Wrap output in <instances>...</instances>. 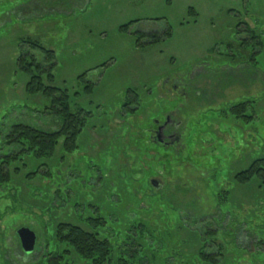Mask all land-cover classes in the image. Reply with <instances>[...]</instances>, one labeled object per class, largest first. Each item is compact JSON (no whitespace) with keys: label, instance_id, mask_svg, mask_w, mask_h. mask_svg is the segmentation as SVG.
Masks as SVG:
<instances>
[{"label":"rangeland","instance_id":"1","mask_svg":"<svg viewBox=\"0 0 264 264\" xmlns=\"http://www.w3.org/2000/svg\"><path fill=\"white\" fill-rule=\"evenodd\" d=\"M17 3L12 7L21 14L6 22V1H0V154L16 149L3 143L14 124L45 131L59 127L56 115L43 108L48 101L25 92L28 77L15 62L22 38L54 50V85L79 93L72 106L91 118L72 153L63 152L60 138L51 159L27 155L9 166L12 182L0 185V264H45L57 249L83 264L73 249L58 244L55 229L69 223L90 230L88 219L96 216L106 219L111 239L118 241L132 225L142 224L143 234L134 233L142 264H200L195 259L200 229L219 223L207 220L216 212H227L218 224L222 229L233 225L235 216V225L246 222L243 229L257 232L262 217L255 215L261 214L263 200L255 198V185L238 186L232 176L264 155V0ZM135 20L131 32H161L170 25L172 37L138 49L135 36L119 30ZM252 31L257 41L245 49L243 40ZM254 49L259 51L251 60ZM85 71L93 84L90 94L77 79ZM167 78L183 79L189 93L197 90L200 99L210 94L212 100L190 98L179 106L182 147L179 153L169 150L164 162L157 147L148 148L144 134L151 119L162 121L164 111L177 103L174 93L162 87ZM133 93L138 109L127 113L123 105ZM243 100L255 117L239 128L226 110ZM151 176L163 185L156 194L149 187ZM223 191L231 200L219 206L216 197ZM20 227L36 234L29 255L16 235ZM221 237L215 241L223 242Z\"/></svg>","mask_w":264,"mask_h":264},{"label":"trees","instance_id":"2","mask_svg":"<svg viewBox=\"0 0 264 264\" xmlns=\"http://www.w3.org/2000/svg\"><path fill=\"white\" fill-rule=\"evenodd\" d=\"M0 1H6V22L21 14V11L14 8L18 5V0ZM137 22L139 21L135 20L123 24L119 27V30L123 34H133L135 36L134 44L138 49L161 44L172 37L170 25H167L161 32L144 33L139 30L131 32V27ZM250 39V42L257 41L255 40L256 36H250ZM243 41L248 42L249 39ZM258 43L261 51L262 42ZM255 54L256 52H252L251 57L253 58ZM15 62L17 70L28 77L25 92L28 95L40 94L48 101L43 108L45 111L56 115L59 127L54 131H45L24 123L12 125L3 143L7 146H14L16 149L8 154H0V185L12 182L9 166L21 157L28 155L35 159H51L56 152V146L60 138L64 139L62 143L63 152L72 153L77 149V139L91 118V114L83 108L78 106L73 108L72 106V98L77 99L79 93L70 94L67 89L54 85L55 75L53 70L56 67L54 50L45 48L36 40L22 38L18 42V55ZM77 79L80 83H85L83 93L90 94L93 84L86 81V71L80 74ZM127 97L128 101L123 105L124 111L135 113L138 109V95L133 93V95H127ZM249 103L244 101L241 104L229 106L226 111H229L233 118L247 123L254 118L252 115L247 114V104ZM132 105L133 108H130ZM168 159L165 154L163 156L164 162H168ZM36 174L37 171L29 173L27 178H33ZM232 180L238 186L255 185V192L257 194L263 193L264 155L253 160L246 168L235 172ZM149 187L151 190H155L153 194L158 192L153 186L149 185ZM256 193L255 198L259 197L264 204V197H260ZM216 199L217 203H220H218L219 206L224 202L227 203L228 200H231L229 191H223L222 194L219 192ZM260 213L255 215V217H262V221L256 225L257 227L255 226L257 228L256 233L255 229L250 226L243 229L246 222H238L239 224L235 225V216H231L234 218L233 223L231 222L234 226H225L222 229V227H218V224L224 221L227 212L224 211L220 215L217 212L213 215L210 214L207 218V220H210L208 222L212 224L213 220L215 222L218 220L219 223L215 225L213 222L212 226L209 224L208 230L200 229L203 232L199 236L201 247L195 256L196 261L200 264H264V207L261 208ZM88 224L90 230L74 224L60 223L55 229L54 238L58 244L67 245L73 249L80 260L83 261V264H142L144 262L138 239L134 235L137 230L143 234L142 224L132 225L121 241L111 239L106 219L100 216L92 217L88 219ZM243 231H246V234ZM218 234H221V238L224 240L221 243L215 241ZM136 244L139 246L135 247ZM68 254L67 250L59 252L57 249L56 253H51L46 257L45 264H74ZM195 263L192 261L186 264Z\"/></svg>","mask_w":264,"mask_h":264},{"label":"flooded vegetation","instance_id":"3","mask_svg":"<svg viewBox=\"0 0 264 264\" xmlns=\"http://www.w3.org/2000/svg\"><path fill=\"white\" fill-rule=\"evenodd\" d=\"M251 33L252 34L250 36H252V37L256 36V34L253 31ZM250 36L247 38V39H249V41L251 40ZM256 38H257V36H256ZM248 42L243 41V43H242V45H244L245 49L247 47ZM254 42L255 41L253 40L252 43H254ZM258 51L259 50L255 51V49H254L253 52L257 53ZM250 59L254 60V57L253 58L251 57ZM162 84H163L162 87H164V88L167 87L170 92L174 93L173 96H174V98L176 97L175 99H177V103L172 108H170L169 110L164 111V116H163L162 121L158 120L156 118L151 119L150 125L146 126L145 134H144L146 141H147L148 148L150 147V145L157 147L159 150L158 153H159L161 159H163V156L165 154H167L169 152V150L171 152L179 153L180 148L182 147V144H181L182 132L180 131L181 120L177 119V112L180 109V107L183 106V104H184L183 102H187L190 98H194L195 102L198 99H199L198 100L199 102L212 100V96L210 94H205L206 98L200 99L202 94H199L197 90H194L193 93H189L186 89V87L189 86V83L183 79L167 78V79L163 80ZM202 99H204V100H202ZM242 102H244V100L233 102L230 106H235V105L241 104ZM211 104H213V103H211ZM247 108L249 109L250 105L247 104ZM247 114H250L253 117H255L254 112H249ZM232 119L235 122L234 121L233 122L230 121V122L233 125H236V123H237L236 126H238L239 128L241 127L240 123L244 122L242 120L233 118V116H232ZM148 153H149V150H148ZM160 174H161L160 171L156 172L155 176L157 177ZM156 177L151 176L148 178V181H150L151 186H152V182L156 181V184L158 186L155 189H157V191H160V190H162L163 185L162 186L160 185L161 181L159 178H156ZM25 254H27V253H25ZM27 255H29V254H27Z\"/></svg>","mask_w":264,"mask_h":264},{"label":"water","instance_id":"4","mask_svg":"<svg viewBox=\"0 0 264 264\" xmlns=\"http://www.w3.org/2000/svg\"><path fill=\"white\" fill-rule=\"evenodd\" d=\"M152 186L156 188L158 185L155 182H152ZM16 234L20 240V245L23 252L30 254L35 247L36 243V234L29 228L20 227L16 230Z\"/></svg>","mask_w":264,"mask_h":264}]
</instances>
